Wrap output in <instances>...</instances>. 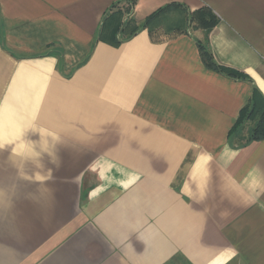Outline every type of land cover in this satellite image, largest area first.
I'll list each match as a JSON object with an SVG mask.
<instances>
[{
    "label": "crops",
    "instance_id": "0c3cea01",
    "mask_svg": "<svg viewBox=\"0 0 264 264\" xmlns=\"http://www.w3.org/2000/svg\"><path fill=\"white\" fill-rule=\"evenodd\" d=\"M118 1L0 0V264H264V0H137L219 23L114 46Z\"/></svg>",
    "mask_w": 264,
    "mask_h": 264
},
{
    "label": "trees",
    "instance_id": "16d2710c",
    "mask_svg": "<svg viewBox=\"0 0 264 264\" xmlns=\"http://www.w3.org/2000/svg\"><path fill=\"white\" fill-rule=\"evenodd\" d=\"M123 2L127 3L126 6L119 8V5ZM136 2L137 0H121L112 5L104 18L103 27L99 34L100 40L107 42L109 38H113L112 44L118 46L123 41L132 38L140 30L147 29L152 41L161 42L180 34H186L190 29H202L209 33L219 23L218 16L209 6L190 11L180 3H170L159 8L140 25L133 18L124 21L125 14L131 12ZM174 12L180 13L181 17L179 20L169 22L167 25L166 19ZM197 43L202 61L207 68L230 77L243 78L241 73L224 67L215 60L208 40H198ZM254 118L256 125L252 130L250 139L254 141L262 140L264 139V97L258 90L254 91L251 102L242 109L234 131L245 120Z\"/></svg>",
    "mask_w": 264,
    "mask_h": 264
},
{
    "label": "rangeland",
    "instance_id": "374dc122",
    "mask_svg": "<svg viewBox=\"0 0 264 264\" xmlns=\"http://www.w3.org/2000/svg\"><path fill=\"white\" fill-rule=\"evenodd\" d=\"M181 17L180 13L174 12L173 14H171L167 19V25L169 24V22H175L177 20H179V18Z\"/></svg>",
    "mask_w": 264,
    "mask_h": 264
},
{
    "label": "clouds",
    "instance_id": "9594fccd",
    "mask_svg": "<svg viewBox=\"0 0 264 264\" xmlns=\"http://www.w3.org/2000/svg\"><path fill=\"white\" fill-rule=\"evenodd\" d=\"M49 135H52L53 138L55 139L54 134H50V133H49ZM6 147H7L6 145H0V150H4Z\"/></svg>",
    "mask_w": 264,
    "mask_h": 264
}]
</instances>
